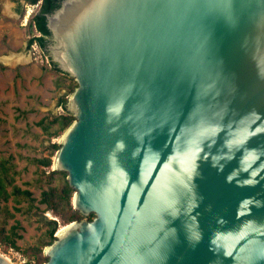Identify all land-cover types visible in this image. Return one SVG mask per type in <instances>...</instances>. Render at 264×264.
<instances>
[{"label": "water", "instance_id": "obj_1", "mask_svg": "<svg viewBox=\"0 0 264 264\" xmlns=\"http://www.w3.org/2000/svg\"><path fill=\"white\" fill-rule=\"evenodd\" d=\"M48 25L79 83L54 168L96 215L44 264H264V0H62Z\"/></svg>", "mask_w": 264, "mask_h": 264}, {"label": "rangeland", "instance_id": "obj_2", "mask_svg": "<svg viewBox=\"0 0 264 264\" xmlns=\"http://www.w3.org/2000/svg\"><path fill=\"white\" fill-rule=\"evenodd\" d=\"M38 9L39 4L32 0H0V156L15 155L19 169L17 182L24 188L36 171V164L30 158L46 154L48 146L61 139L44 134L37 122L45 115L64 112L61 100L72 94H68L66 86H59V80H67L53 67L42 46L34 47L30 42L39 34L31 24ZM13 54L20 57L15 64L3 59ZM32 188L39 198L41 188ZM37 204L45 207L39 201ZM10 205L16 216L10 219L8 227L19 223L18 233L23 237L18 238V245L0 242V253L9 256L14 264H34L35 258L23 249L24 241H32L42 232L39 226L43 214L49 218L54 215L41 209L16 208L26 202L16 204L11 200Z\"/></svg>", "mask_w": 264, "mask_h": 264}, {"label": "trees", "instance_id": "obj_3", "mask_svg": "<svg viewBox=\"0 0 264 264\" xmlns=\"http://www.w3.org/2000/svg\"><path fill=\"white\" fill-rule=\"evenodd\" d=\"M61 1L43 0L41 7L31 19V24L39 31L38 35L31 38V44L37 40L42 48L48 52V44L52 36V31L48 25V14L59 7ZM32 2L38 3L39 0H32ZM52 63L53 67L67 80H59V86H66L68 94L74 92L79 84L77 79L64 71L53 59ZM68 102L69 97H63L60 104L64 106V112L56 116L45 115L37 122L42 127L43 133L52 139L61 137L76 119V115L68 109ZM60 148L61 143L55 141L48 146L46 154L30 158L36 164V171L34 177L26 181L28 185L26 188L17 182L19 169L15 155L0 156V242L18 245V238L23 237L18 233L19 223L8 227L10 219L16 216V212L12 210L10 205L11 200L15 201L16 204L26 202L24 208L16 207L18 210L41 209L43 213L49 211L54 215V217L49 218L43 214L39 226L42 232L35 235L32 241H24L23 249L26 254L35 258L34 264H44L49 260L50 257L45 254V247L58 238L57 233L63 225L75 220H82L85 217L92 219L96 215L95 212L89 216L85 215L75 207L76 188L70 182L69 171L53 167L55 156ZM32 187L41 188L39 198L35 196ZM37 201L45 207H41Z\"/></svg>", "mask_w": 264, "mask_h": 264}, {"label": "bare ground", "instance_id": "obj_4", "mask_svg": "<svg viewBox=\"0 0 264 264\" xmlns=\"http://www.w3.org/2000/svg\"><path fill=\"white\" fill-rule=\"evenodd\" d=\"M28 16H29V15H28ZM3 59H4L5 61H7V62H10V63H12V64H15L17 61L20 60V57H19L18 54H13V55H10V56H4ZM7 257H8V256H7ZM8 259L11 260V262H13L12 259H11L10 257H8Z\"/></svg>", "mask_w": 264, "mask_h": 264}, {"label": "flooded vegetation", "instance_id": "obj_5", "mask_svg": "<svg viewBox=\"0 0 264 264\" xmlns=\"http://www.w3.org/2000/svg\"><path fill=\"white\" fill-rule=\"evenodd\" d=\"M42 2H43V0H39V2H38V4H39V8L41 7V4H42ZM52 37V36H51ZM51 37H50V40H51ZM0 254H2V253H0ZM2 255H4V254H2ZM4 256H6V255H4ZM7 257V256H6ZM8 258V257H7ZM2 261H0V264H2L1 263ZM12 264H14V263H12Z\"/></svg>", "mask_w": 264, "mask_h": 264}, {"label": "built area", "instance_id": "obj_6", "mask_svg": "<svg viewBox=\"0 0 264 264\" xmlns=\"http://www.w3.org/2000/svg\"><path fill=\"white\" fill-rule=\"evenodd\" d=\"M38 44H40L37 40H35L33 43H32V45L34 46V47H36V45H38ZM9 257V256H8Z\"/></svg>", "mask_w": 264, "mask_h": 264}]
</instances>
